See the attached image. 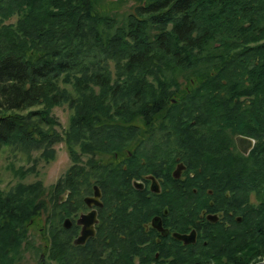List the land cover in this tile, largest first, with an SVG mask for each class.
Instances as JSON below:
<instances>
[{"label": "trees", "instance_id": "1", "mask_svg": "<svg viewBox=\"0 0 264 264\" xmlns=\"http://www.w3.org/2000/svg\"><path fill=\"white\" fill-rule=\"evenodd\" d=\"M14 17L15 24H4ZM167 62L175 69L205 62L209 71L188 80L184 93L178 87L160 92L159 72ZM175 94L177 102L166 105ZM107 100L117 119L135 114L143 124L160 120L186 128L177 132L178 157L193 176L186 178L187 195L175 187L180 215L197 219L204 209L223 208L232 216V231L203 237L207 246L177 254L172 264H264V0H148L123 26L96 12L92 0H0V152L50 159L63 142L72 163L68 177L87 161L96 167L88 155L111 150L107 126L118 124L102 121ZM62 106L72 113L59 132L53 111ZM237 136L255 140L247 156L234 157ZM95 178L104 209L94 264H109L98 257L111 237L119 252L110 264H152L139 246L147 231L128 213L117 221L109 216L115 207L140 209L149 199H118L109 180ZM1 183L0 264H20L25 227L38 216L43 191L18 185L6 193ZM53 238L50 257L60 261L59 233ZM210 251L215 256L205 257Z\"/></svg>", "mask_w": 264, "mask_h": 264}, {"label": "rangeland", "instance_id": "2", "mask_svg": "<svg viewBox=\"0 0 264 264\" xmlns=\"http://www.w3.org/2000/svg\"><path fill=\"white\" fill-rule=\"evenodd\" d=\"M147 1L148 0H92L95 11L101 16H106L112 19L117 26L127 24L130 15L136 12L138 6ZM16 22L17 17H14L4 24H15ZM172 64L173 63L169 62L163 63V66L160 69L161 71L159 73L161 74L162 79H160L157 87L160 92H174L178 87L179 89H177L182 91L181 93H184L186 92L185 89L190 88L188 80L191 81L195 77V74L202 76L209 71L208 65L205 62L181 69H175ZM193 85H197V83L193 82L191 85V89L196 90L195 88H192ZM177 98L176 94L173 95V97L169 98L170 100L166 105H174L177 102ZM108 102V100L103 102L106 117L102 121L118 122L116 125L107 126L111 131V133L108 134L110 142L113 140H124L128 135L126 131L113 130L112 128H114V126L131 125L142 127L140 130L130 132L129 135L136 136V139L138 140H143L146 145L156 147L155 145L159 143L160 140H165L158 136L161 133L158 132L157 129L144 128V125H160L162 124L160 123V120H156L155 124H143L142 116L135 114L131 120H129L130 122L126 121L127 118L117 119L116 117L109 115L114 112V108ZM71 113V109H69L68 106L57 107L54 109L53 115L60 123V127H56V130L61 132L67 128ZM100 114L102 115V113ZM95 127L96 126H94L93 129H95ZM124 133L126 134L124 135ZM162 134H166V132H163ZM233 139L231 151L234 157H243L245 154L239 151L235 138ZM110 144L113 145V143ZM86 145L91 146V144ZM53 149L54 156L50 159L41 157V153L39 152L32 153L30 156L23 153H14L9 148H5L0 152V179L2 182V190L7 193L14 188L16 189L18 185H23L26 187H41L40 189L43 191L38 199V202L43 206L34 221L25 227L26 237L21 244L17 260L20 264H94L96 260L98 261L94 256L97 251L85 257V255L81 254L78 250L73 249V240L76 237V232L74 230L62 231V228L65 219L72 217L74 211H77V213L86 211L87 207L83 200L86 196L93 193V188L96 186L92 179L95 177H101L104 178L105 181L109 180L110 173L106 171V166L111 158L114 157L113 151L116 150L117 147L112 146L109 152L101 150L96 151L95 155L91 154L93 156L88 155L89 157H94V164H97V166L91 167V165L88 164L89 161H87V164L82 166L83 169L79 168L76 171H73L69 177L67 175L69 170H71L72 163L65 144L60 142L56 144ZM94 150L95 149L92 148V151ZM98 171L101 172L100 176H97ZM60 181L61 184L58 189L56 186ZM65 190H69V194L66 197V201L61 204L58 199L65 194ZM71 201H74V203L77 201V204L72 205ZM58 233L60 261H56L50 257L51 250L53 249L52 247L55 243L53 234L56 236ZM98 258H100V260L109 261V264L112 262L108 251L100 253ZM168 258L169 259L166 260L164 264H170L171 257L168 256ZM136 261V264H140L141 262L138 259ZM120 262L124 263L123 260Z\"/></svg>", "mask_w": 264, "mask_h": 264}, {"label": "flooded vegetation", "instance_id": "3", "mask_svg": "<svg viewBox=\"0 0 264 264\" xmlns=\"http://www.w3.org/2000/svg\"><path fill=\"white\" fill-rule=\"evenodd\" d=\"M141 128V126L131 125L114 126L112 129L116 131H126L129 135L130 132L140 130ZM144 128L157 129L158 132L161 133L158 136L165 140H160V142L155 145L156 147L146 145L143 140H138L136 136H131V134L129 136L127 135L124 140H113V146H116L117 149L113 151L114 157L108 162L106 171L110 173L108 179L110 181V187L114 189L112 192L116 198H142L144 201L149 199V204L135 210H131L130 207H128L124 212L121 207H115L109 212V216L113 221H117L122 217V214L128 213L127 217L134 219L145 229V233L147 231L145 237L139 241L140 251L143 254L147 253V255L143 257V260L149 263L164 264V262L169 259L168 256H170L171 261L169 263L172 264L177 254L193 255L195 251H201L202 244L207 246V242L202 240L203 237L219 238L222 233L232 231V216L231 214L226 216L223 208H220L219 213L209 212L207 209H204L197 215V219L195 215L190 212L180 215L178 213V206L174 199H172L175 194V187L179 185L182 194L187 195L189 188L186 183V178L187 175H190V177L193 176V174L188 171L187 164L178 157L180 146L177 132L185 131L186 128L184 126L162 124L154 126L144 125ZM163 132H166V134H162ZM180 164H183L185 167L182 169L180 177L175 178L174 173ZM136 184L138 186H136ZM153 185L159 189V192H154L152 190ZM67 191L69 192V190H65L64 193ZM193 191L195 192L196 190ZM208 193L211 194V191H208ZM93 195L94 188L93 193L89 196ZM155 199H157V201L154 203ZM158 201L159 203L157 204ZM86 207V211L78 212L79 215L77 211H74L72 217L66 218L72 221V227L66 230H74L76 232L75 239L82 231V226L78 225V220L82 215L89 214L95 210L98 219V224L95 228L99 225L100 217L103 215L102 210L104 209V204L103 207L89 208L87 205ZM210 215H217V222L209 220L208 216ZM158 218L162 221V230L153 226L154 219ZM195 219L197 222H200L199 230L193 226ZM220 221H222V225L215 226V224ZM193 231L196 232L195 243L186 245L175 237L176 233L188 235ZM96 235L90 238L85 245L81 246L82 248L79 249L81 254L96 252L97 241L93 240ZM113 244L114 239L111 237V241L106 248L112 261L115 253L119 252V246ZM157 247H159L160 251L155 252L153 255ZM214 256L215 254L212 251L208 254L205 253V257L207 258ZM43 259L45 260L44 257Z\"/></svg>", "mask_w": 264, "mask_h": 264}, {"label": "water", "instance_id": "4", "mask_svg": "<svg viewBox=\"0 0 264 264\" xmlns=\"http://www.w3.org/2000/svg\"><path fill=\"white\" fill-rule=\"evenodd\" d=\"M236 145L240 152H242L245 155H248L255 146V140L245 137V136H237L236 139ZM184 165L180 164L178 169L174 173L175 178H179L181 175L182 169H184ZM136 186H138L136 184ZM152 190L154 192H159V189L153 185ZM69 192L67 191L64 195L60 197L59 202L62 204L66 201V197L68 196ZM85 204L89 208L93 207H103L102 202V191L98 186L94 187V195L86 197L84 199ZM208 219L217 222L218 216L217 215H210L208 216ZM242 221V218H237V222L240 223ZM98 224L97 219V212L94 210L90 212L89 214L82 215L80 219L78 220V225L82 226L81 234L74 240V246H83L87 243V241L94 237L96 235V228L95 226ZM63 226L65 229H70L72 227V221L70 219H65ZM153 226L155 228H158L159 230H162V221L160 218L154 219ZM175 237L182 241L184 244L189 245L192 243H195L196 241V232L193 231L191 234L188 235H182V234H175Z\"/></svg>", "mask_w": 264, "mask_h": 264}, {"label": "bare ground", "instance_id": "5", "mask_svg": "<svg viewBox=\"0 0 264 264\" xmlns=\"http://www.w3.org/2000/svg\"><path fill=\"white\" fill-rule=\"evenodd\" d=\"M164 119V118H163Z\"/></svg>", "mask_w": 264, "mask_h": 264}]
</instances>
